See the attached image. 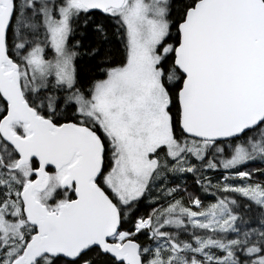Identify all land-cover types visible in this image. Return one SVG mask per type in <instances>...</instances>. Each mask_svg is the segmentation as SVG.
Returning a JSON list of instances; mask_svg holds the SVG:
<instances>
[{
    "label": "snow or ice",
    "instance_id": "snow-or-ice-1",
    "mask_svg": "<svg viewBox=\"0 0 264 264\" xmlns=\"http://www.w3.org/2000/svg\"><path fill=\"white\" fill-rule=\"evenodd\" d=\"M0 264H264V0H0Z\"/></svg>",
    "mask_w": 264,
    "mask_h": 264
}]
</instances>
